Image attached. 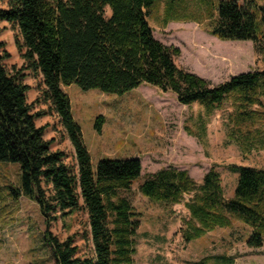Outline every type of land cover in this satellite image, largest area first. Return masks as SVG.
<instances>
[{
	"label": "trees",
	"instance_id": "1",
	"mask_svg": "<svg viewBox=\"0 0 264 264\" xmlns=\"http://www.w3.org/2000/svg\"><path fill=\"white\" fill-rule=\"evenodd\" d=\"M0 1L7 4L0 7V20L18 27L21 39L16 42L25 67L42 76L45 99L75 149L77 170L65 161L66 153L53 150V141L45 138L36 121L45 111H33L29 85L23 82L22 71L7 68L4 60L10 53L0 41V161L20 163L21 185L10 189L15 198L25 196L38 205L46 224L43 243L53 264H135L141 216L131 200L120 194L131 190L141 175V159L102 157L94 168L63 86L75 83L85 90L123 95L149 84L174 93L182 104H199L208 117L230 100L229 139L243 150L264 148V70L243 72L213 85L180 67L175 61L180 47L157 39L149 22V13L161 0ZM186 5V0H165L164 24L193 20L180 14ZM106 7L111 9L109 17ZM206 30L222 40L252 41L255 51L264 55V6L255 0H219ZM103 123L100 115L98 131ZM227 166L238 173L231 198L225 196L214 166L201 182L186 169L162 168L141 183L140 191L153 201L184 203L189 217L184 219L182 235L187 241L240 220L250 227L247 245L260 248L264 245V167ZM80 209L89 217L90 257L78 255L75 235L61 239L50 230L53 221ZM210 258L204 256L195 264H210Z\"/></svg>",
	"mask_w": 264,
	"mask_h": 264
},
{
	"label": "rangeland",
	"instance_id": "2",
	"mask_svg": "<svg viewBox=\"0 0 264 264\" xmlns=\"http://www.w3.org/2000/svg\"><path fill=\"white\" fill-rule=\"evenodd\" d=\"M218 1L186 0L187 7L180 14L193 20L165 25V0H161L148 17L157 39L180 47L176 63L213 85L243 72L264 70V55L255 51L252 41L222 40L206 30ZM255 2L264 6V0ZM6 6V2L0 1V7ZM105 15H111L110 7H106ZM17 39H21L18 27L0 20V41L10 53L4 60L7 68L22 71L23 82L29 85L27 95L33 111H45L36 120L38 126L44 128L45 138L53 141L52 149L63 150L67 164L77 170L73 145L43 94L42 76L25 67ZM63 89L71 98L72 112L82 129L94 168L102 157L141 159V175L131 190L120 191L141 213L135 264H195L207 255H211L210 264H264V245L260 248L247 245L250 227L240 220H235L232 227L216 228L187 241L182 235L184 219L189 217L184 203L153 201L140 191L141 183L162 168L186 169L201 182L214 166L222 178L225 196L231 198L235 195L238 173L231 171L228 164L264 167V148L243 150L229 139L228 119L233 110L230 100L208 117L199 104H182L174 93L149 84L123 95L85 90L75 83ZM100 115L104 123L98 131L96 123ZM21 182L20 163L0 161V264H53L51 251L43 243L46 224L38 205L25 196L17 199L11 192L10 187H18ZM50 230L61 239L75 235L79 256L93 254L89 217L84 209L53 221ZM224 256L232 262H225Z\"/></svg>",
	"mask_w": 264,
	"mask_h": 264
},
{
	"label": "crops",
	"instance_id": "3",
	"mask_svg": "<svg viewBox=\"0 0 264 264\" xmlns=\"http://www.w3.org/2000/svg\"><path fill=\"white\" fill-rule=\"evenodd\" d=\"M170 23V22H169ZM68 136V135H67ZM69 138V137H68ZM71 141V140H70ZM72 143V142H71ZM73 145V144H72ZM73 150H74V153H75V149H74V146H73ZM75 159H76V155H75ZM76 162H77V159H76Z\"/></svg>",
	"mask_w": 264,
	"mask_h": 264
}]
</instances>
